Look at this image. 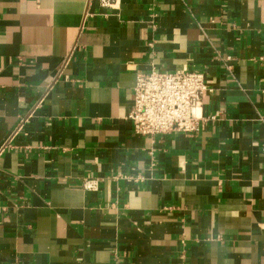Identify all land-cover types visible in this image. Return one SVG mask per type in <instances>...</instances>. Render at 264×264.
I'll list each match as a JSON object with an SVG mask.
<instances>
[{
  "label": "crops",
  "instance_id": "0c3cea01",
  "mask_svg": "<svg viewBox=\"0 0 264 264\" xmlns=\"http://www.w3.org/2000/svg\"><path fill=\"white\" fill-rule=\"evenodd\" d=\"M262 54L264 0H0V264H264ZM153 67L215 119L135 135Z\"/></svg>",
  "mask_w": 264,
  "mask_h": 264
},
{
  "label": "built area",
  "instance_id": "2783aa9c",
  "mask_svg": "<svg viewBox=\"0 0 264 264\" xmlns=\"http://www.w3.org/2000/svg\"><path fill=\"white\" fill-rule=\"evenodd\" d=\"M97 1L105 8H114L120 3V0ZM258 60L264 65V54ZM206 91L211 89L201 71H166L153 67L138 73L133 86V105L127 114L133 133L150 137L174 131L195 133L202 121L215 119L214 116L204 118L199 112L201 96ZM94 186L91 181L84 184L85 188Z\"/></svg>",
  "mask_w": 264,
  "mask_h": 264
}]
</instances>
